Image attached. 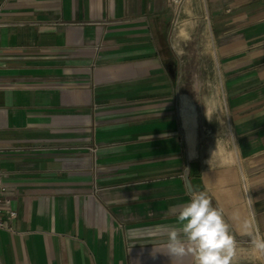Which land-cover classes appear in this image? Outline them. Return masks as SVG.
I'll return each instance as SVG.
<instances>
[{
  "label": "crops",
  "instance_id": "obj_1",
  "mask_svg": "<svg viewBox=\"0 0 264 264\" xmlns=\"http://www.w3.org/2000/svg\"><path fill=\"white\" fill-rule=\"evenodd\" d=\"M0 149V264H192L193 191L264 264V0H0Z\"/></svg>",
  "mask_w": 264,
  "mask_h": 264
},
{
  "label": "clouds",
  "instance_id": "obj_2",
  "mask_svg": "<svg viewBox=\"0 0 264 264\" xmlns=\"http://www.w3.org/2000/svg\"><path fill=\"white\" fill-rule=\"evenodd\" d=\"M241 177L244 174L241 170ZM175 224L167 229L165 247L171 258L182 261L192 258V264H239V249L232 225L225 219L223 210L213 205L204 191H193L190 198L173 207ZM233 220H240L234 213ZM243 234L253 235L255 222L244 219L240 225ZM252 248L264 258V237L256 232Z\"/></svg>",
  "mask_w": 264,
  "mask_h": 264
},
{
  "label": "built area",
  "instance_id": "obj_3",
  "mask_svg": "<svg viewBox=\"0 0 264 264\" xmlns=\"http://www.w3.org/2000/svg\"><path fill=\"white\" fill-rule=\"evenodd\" d=\"M184 0H167L168 5L177 8ZM0 149V154L3 152ZM16 212L11 207V199L6 195V188L3 183V173L0 169V230L13 233L11 222L15 219Z\"/></svg>",
  "mask_w": 264,
  "mask_h": 264
},
{
  "label": "water",
  "instance_id": "obj_4",
  "mask_svg": "<svg viewBox=\"0 0 264 264\" xmlns=\"http://www.w3.org/2000/svg\"><path fill=\"white\" fill-rule=\"evenodd\" d=\"M184 180H185V185L188 189L189 192H192L191 185L188 179V168L185 169L184 171Z\"/></svg>",
  "mask_w": 264,
  "mask_h": 264
}]
</instances>
